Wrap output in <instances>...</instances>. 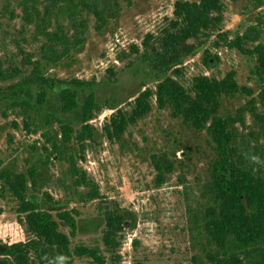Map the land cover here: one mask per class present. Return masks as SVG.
I'll use <instances>...</instances> for the list:
<instances>
[{"label":"rangeland","instance_id":"374dc122","mask_svg":"<svg viewBox=\"0 0 264 264\" xmlns=\"http://www.w3.org/2000/svg\"><path fill=\"white\" fill-rule=\"evenodd\" d=\"M45 1L48 7V0H36L39 13H43L40 2ZM78 1L75 0V10L79 16L74 18L84 20L83 42L54 63L42 51L47 42L45 34L24 16V1L0 0V170L24 175L29 169L35 170V185L27 181L28 198L48 210L60 231L68 236L67 226L56 219V214L77 211L76 232L69 236L71 248L96 247L107 264H192L207 247L199 224L206 200L203 185L209 178L214 151L205 131L184 125L172 118L168 109H157L153 103L151 112L129 126L119 140L109 141L101 132L103 120L115 109L128 110L127 103L139 92L154 88L157 77L134 48L140 53L143 37L158 32L165 19L172 16L178 0H107L101 6V26L93 11ZM65 2L59 0L51 9L47 31H54L56 24L63 26L71 44V24L77 23L57 13ZM65 6L67 11L74 9L68 3ZM262 14L264 3L226 1L220 31H225L231 40L253 24L257 15L264 20ZM215 40L214 35L199 40L202 49L186 58L179 80L188 84L196 75L222 78L233 72L239 85L254 90L250 57L223 47L221 41L214 46ZM203 50L217 55L218 60H209L206 66ZM34 73L58 81L60 87L76 88L69 83L74 79L90 84L76 90L79 104L92 91L103 105L101 113L90 121L94 128L92 141L79 143L75 137L68 143L62 141L59 123H69L76 131L81 126L78 109L60 112L58 87L51 91L44 84L32 83L23 89H29L31 97L6 89L12 84L33 82ZM42 86L47 95L45 102L38 105L35 97ZM254 92L223 98L220 115L234 117L237 144L253 148V155L259 159L261 154L264 157V110ZM152 156H164L174 166L162 183L155 178ZM80 171L97 186L101 198L80 201L84 190ZM107 211L122 214L125 221L115 256L107 252L102 240L103 213ZM25 239L28 237L18 219L16 203L0 184V242L10 244ZM69 264L96 263L86 257L73 258Z\"/></svg>","mask_w":264,"mask_h":264},{"label":"trees","instance_id":"16d2710c","mask_svg":"<svg viewBox=\"0 0 264 264\" xmlns=\"http://www.w3.org/2000/svg\"><path fill=\"white\" fill-rule=\"evenodd\" d=\"M23 1L24 16L30 17L28 22H34L36 29L46 36L47 42L42 51L47 59L58 62L71 49L82 44L85 23L83 19L74 18L79 16V12L75 10V0H66L57 12L65 14L69 20L75 19L73 23H77L71 24L74 30L70 36L71 44L63 26L56 24L54 31H47L51 9L59 0H48V7L46 1L40 2L43 13H39L35 6L36 0ZM106 1L79 0L78 3L92 10L101 26V15H104V7L101 6ZM226 1L237 0H178L174 3L172 16L165 19L158 32L147 33L143 37L140 53L139 49L134 48L140 60L157 77L154 88H145L139 92L127 103L128 110L115 109L103 120L101 132L109 141L119 140L129 126L151 112L153 103L157 109H168L171 117L179 119L184 125L197 131L204 130L214 151V158L208 168L209 178L203 185L206 200L199 224L207 247L203 250L202 257L193 259L192 264H264V157L258 154V159L257 155H253V148L249 150L246 144H237L233 128L234 117L220 115L223 98L244 94L248 96L253 91L264 110V20L260 18L261 15H257L253 24L247 25L241 34L238 32L228 40V34L220 31ZM250 1L264 3L262 0ZM67 3L74 9L67 11ZM28 7L31 10L28 11ZM34 18L37 20L34 21ZM213 35L216 37L212 43L214 46H218L217 43L221 41L223 47L235 49L250 57L254 90L239 85L233 72H227L222 78L196 75L188 84L179 80L186 58L202 49V42L199 40ZM202 52L206 66L210 65L209 60H218L217 55L205 50ZM9 77L6 75L5 78ZM32 77L31 83H22L20 86L12 84L6 89L9 93L19 91L31 97L29 89H23L29 85L31 87L32 83L35 86L44 84L51 91L58 87L60 112L70 113L78 109L81 126L76 131L69 123H59L62 141L68 143L72 137L79 143L92 141L94 128L90 121L101 113L103 105L96 101L92 91L79 104L76 90L77 87L82 89L84 85L90 84L74 79L69 83L76 88L69 87L66 83V86L60 87L58 81L45 78L40 73H34ZM0 91L3 90L0 88ZM46 95L47 90L42 86L35 97L36 103L43 104ZM151 160L157 172L155 178L159 183L164 182V175L173 171V164L164 156L162 159L152 156ZM78 174L84 188L80 201L86 203L101 198L97 186L90 178H86L85 172L80 171ZM27 181L35 185V170L29 169L26 175L7 169L0 170L1 189H6L15 201L18 219L22 221L28 237L23 242H0V264H69L73 258L86 257L96 264H107L96 247H70L69 238L76 232L77 211L56 214V219L67 226L69 237L60 231L48 210L28 198ZM103 217L105 231L102 240L107 252L115 256L120 248L119 234L125 224L124 217L115 211H107L103 213Z\"/></svg>","mask_w":264,"mask_h":264}]
</instances>
